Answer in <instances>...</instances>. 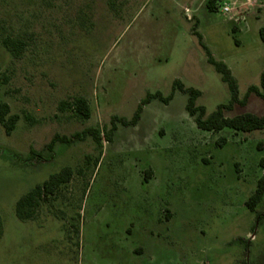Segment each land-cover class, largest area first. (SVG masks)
<instances>
[{"label":"rangeland","instance_id":"374dc122","mask_svg":"<svg viewBox=\"0 0 264 264\" xmlns=\"http://www.w3.org/2000/svg\"><path fill=\"white\" fill-rule=\"evenodd\" d=\"M210 1L0 0V103L19 116L10 135L0 124V264H264V198L247 205L264 177V130L203 131L174 90H199L208 116L232 99L198 35L241 100L261 86L264 0ZM158 92L168 105L152 101L106 139L114 117L132 120ZM77 99L90 119L60 110ZM247 113L264 117V99L226 117ZM90 128L101 145L45 151ZM66 167L72 181L35 220L18 219L17 202Z\"/></svg>","mask_w":264,"mask_h":264},{"label":"trees","instance_id":"16d2710c","mask_svg":"<svg viewBox=\"0 0 264 264\" xmlns=\"http://www.w3.org/2000/svg\"><path fill=\"white\" fill-rule=\"evenodd\" d=\"M214 2H209V8L215 11ZM261 37L264 41V28L261 29ZM200 44L206 50L208 62L214 67L216 72L221 75L222 80L226 83L231 92V101L227 105H220L217 110L211 115H207L206 108L197 106V100L201 97L202 93L194 88H187L180 81L174 83V90L188 96L186 111L188 115L194 119L197 127L203 131L220 133L225 129L235 130L242 133H252L254 131L264 130V117L255 114L247 113L233 118L226 117V112L233 111L235 105L246 106L248 100L252 95L264 99V73L261 76V86H252L249 88L244 99L239 98V87L236 79L234 78L230 68L224 63L217 61L209 48L204 44L203 37L198 35ZM10 43L4 41V45L8 46ZM173 96L164 97L161 93L149 94L145 100L142 101L138 107L132 120L125 118L114 117L112 121V128L108 132L106 139L112 140V135L117 130V123L122 124L124 127H135L139 124L144 107L154 100L168 105ZM70 108L74 114L84 120L91 117L89 105L85 99H77L73 103H62L60 110ZM19 121V116H10V106L7 103H0V124L6 129L7 134H11ZM92 138L98 145L102 144V135L99 130L90 128L76 133L72 137H61L56 135L52 141L45 147V151L53 152L57 144H74L76 142H83L87 138ZM41 155V153H39ZM74 176L73 169L66 167L60 172L51 175L50 178L42 185L36 186L32 191L23 196L16 205V215L22 221L35 220L38 216L39 208L42 203L48 202L54 197L60 188L72 181ZM264 198V177L260 179L256 192L247 202L248 207L255 211L256 207L262 202Z\"/></svg>","mask_w":264,"mask_h":264},{"label":"built area","instance_id":"2783aa9c","mask_svg":"<svg viewBox=\"0 0 264 264\" xmlns=\"http://www.w3.org/2000/svg\"><path fill=\"white\" fill-rule=\"evenodd\" d=\"M223 12H224L225 14L231 12L230 7L227 6V7L223 8Z\"/></svg>","mask_w":264,"mask_h":264}]
</instances>
